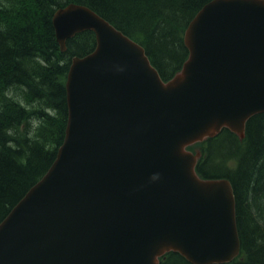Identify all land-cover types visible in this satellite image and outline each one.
I'll return each instance as SVG.
<instances>
[{"label": "water", "instance_id": "1", "mask_svg": "<svg viewBox=\"0 0 264 264\" xmlns=\"http://www.w3.org/2000/svg\"><path fill=\"white\" fill-rule=\"evenodd\" d=\"M60 51L92 31L71 59L67 123L43 177L0 223V264L230 262L240 249L226 179L203 180L185 148L226 127L242 137L264 113V0H211L188 23V58L163 82L144 49L90 8L52 16Z\"/></svg>", "mask_w": 264, "mask_h": 264}, {"label": "trees", "instance_id": "2", "mask_svg": "<svg viewBox=\"0 0 264 264\" xmlns=\"http://www.w3.org/2000/svg\"><path fill=\"white\" fill-rule=\"evenodd\" d=\"M210 0H0V222L46 173L67 122L65 78L71 58L95 48L90 31L66 41L61 52L54 12L87 6L138 42L164 81L188 57L183 32ZM196 171L229 180L240 239L237 257L224 264H264V113L252 116L244 138L227 128L197 143ZM159 264H191L168 252Z\"/></svg>", "mask_w": 264, "mask_h": 264}]
</instances>
